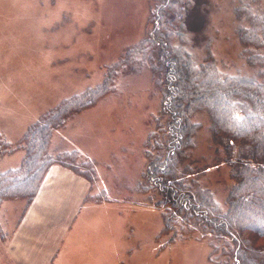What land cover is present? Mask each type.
Segmentation results:
<instances>
[{"label":"rangeland","instance_id":"rangeland-1","mask_svg":"<svg viewBox=\"0 0 264 264\" xmlns=\"http://www.w3.org/2000/svg\"><path fill=\"white\" fill-rule=\"evenodd\" d=\"M238 3L190 0L182 46L198 63L209 56L220 72L250 76L255 69L243 58L236 34ZM153 6V0H0V92L8 117L28 108L39 110L35 121L82 93L105 92L95 104L69 116L50 139L49 153L61 154L71 166L88 162L80 169L89 178L51 165L81 178L86 193L76 223L62 220L66 237L48 264H214L210 243L165 230L162 210L154 204L160 196L139 188L145 170L142 143L159 95L148 70H132L123 60L146 38ZM191 123L196 129L180 170L187 182L207 190L225 209L232 183L229 168L213 144L206 114H194ZM22 155L15 150L0 157V172L18 166ZM73 187L71 198L77 192ZM33 198L0 205V264H38L44 255L17 252L10 263L4 258L8 233L20 223V214L26 223L38 225L32 220ZM55 218L54 223L61 221ZM51 223L45 219L40 232ZM54 244L49 241L47 251Z\"/></svg>","mask_w":264,"mask_h":264},{"label":"trees","instance_id":"trees-1","mask_svg":"<svg viewBox=\"0 0 264 264\" xmlns=\"http://www.w3.org/2000/svg\"><path fill=\"white\" fill-rule=\"evenodd\" d=\"M153 2L146 38L123 60L132 70H148L159 95L142 143L145 183L139 188L160 196L154 204L162 210L165 230L210 243L214 264H264V0H239L234 9L241 54L255 69L250 76L220 72L209 56L198 63L183 48L190 0ZM104 93L85 92L62 102L27 125L14 145L0 132V157L23 151L18 166L0 172V205L30 202L52 164L89 178L80 169L88 162L71 166L62 162L61 154H50L48 146L69 116L92 106ZM199 112L208 117L213 144L229 168L232 183L225 209L207 190L187 182L180 170L196 129L191 118Z\"/></svg>","mask_w":264,"mask_h":264},{"label":"crops","instance_id":"crops-1","mask_svg":"<svg viewBox=\"0 0 264 264\" xmlns=\"http://www.w3.org/2000/svg\"><path fill=\"white\" fill-rule=\"evenodd\" d=\"M6 114L5 100L0 92V131L9 143H15L20 139L27 125L34 122L33 120L39 115V110L29 111L28 108H25L23 112L18 114L15 118L8 117ZM51 168L52 169H50L49 172L47 171L41 180L39 190L37 195L33 198V204L31 205V207H34L32 209V220L38 222V225L36 223L33 224L32 222L26 223V221L22 220L20 214V223L8 233V240L3 247L5 253L4 258L8 263L13 261L17 252H20L21 254L23 253L24 255L29 252L40 251L43 252L44 255L40 257L41 260L39 259L38 264H48L54 255L56 257L61 249L60 245L64 242V238L66 237L65 230L62 231V227L65 226V223L62 220L72 218L71 222L75 219L76 223L79 215L77 214V211L86 193V183H84L81 178L74 177L69 170L58 165H53ZM73 186H76L75 188H77V190L75 191L77 192L76 196L74 193V196H72L73 198H71L70 192L73 190ZM47 188L52 190H48L46 193ZM63 198H66V203L69 202L70 208L66 207L67 205L64 204ZM21 209L23 214L24 205ZM41 214H43V217H40ZM55 216L61 221L54 223V219H56ZM45 219H49L52 222L50 227L45 230V232L47 230H52L48 232V234L44 231L40 232L39 229L41 223L45 221ZM75 223L72 224V227ZM49 241L53 243L55 242L56 244H54L55 246L52 250L47 251L46 248L48 247ZM35 244L38 245L36 246ZM32 255L33 254H30L28 256L30 260L33 259ZM17 264L20 263L17 262Z\"/></svg>","mask_w":264,"mask_h":264}]
</instances>
